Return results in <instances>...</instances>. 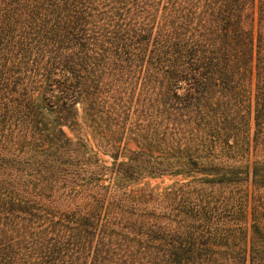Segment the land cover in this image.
<instances>
[{"label":"trees","instance_id":"16d2710c","mask_svg":"<svg viewBox=\"0 0 264 264\" xmlns=\"http://www.w3.org/2000/svg\"><path fill=\"white\" fill-rule=\"evenodd\" d=\"M0 264H264V0H0Z\"/></svg>","mask_w":264,"mask_h":264},{"label":"rangeland","instance_id":"374dc122","mask_svg":"<svg viewBox=\"0 0 264 264\" xmlns=\"http://www.w3.org/2000/svg\"><path fill=\"white\" fill-rule=\"evenodd\" d=\"M100 159L105 162L106 164L110 163V160L108 159V157L102 156L100 155ZM175 179L171 178V177H163L161 179H151L148 180V182L152 185V186H160V187H164L166 185L171 184Z\"/></svg>","mask_w":264,"mask_h":264}]
</instances>
